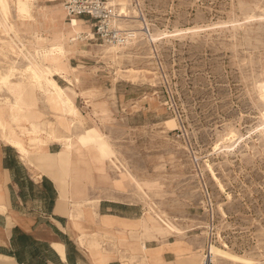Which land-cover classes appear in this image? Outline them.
I'll list each match as a JSON object with an SVG mask.
<instances>
[{
    "label": "rangeland",
    "instance_id": "1",
    "mask_svg": "<svg viewBox=\"0 0 264 264\" xmlns=\"http://www.w3.org/2000/svg\"><path fill=\"white\" fill-rule=\"evenodd\" d=\"M108 1L125 42H101L78 17L74 29L62 0H31L30 15L6 0L0 70L28 83L27 58L53 68L43 54L61 44L70 83L55 78L77 115L27 84V117L13 120L5 108L2 118L17 133L20 124H36L51 151L60 144L49 134L75 140L95 125L96 145L74 142L73 159L85 173L73 181L82 189L68 194V204L81 202L73 206L82 215L96 199H115L127 203L124 216L145 217L121 222L115 234L102 230L116 248L145 258L134 247L144 240L152 247L146 256L159 264H203L214 244L264 264V0ZM11 39L16 45H7ZM5 97L13 94L0 88V102ZM213 257L211 264H243Z\"/></svg>",
    "mask_w": 264,
    "mask_h": 264
},
{
    "label": "crops",
    "instance_id": "2",
    "mask_svg": "<svg viewBox=\"0 0 264 264\" xmlns=\"http://www.w3.org/2000/svg\"><path fill=\"white\" fill-rule=\"evenodd\" d=\"M23 110H27L25 106ZM11 150L15 149L10 144L0 143V264L160 263L154 256H146L152 247L145 242L134 244L145 257L141 258L116 248L111 238H102V230L116 233L120 219H138L124 216L127 203L100 198L80 215L75 202L68 204V197L59 205L55 180L45 174L31 175L19 157L11 158ZM164 254L162 259L171 261Z\"/></svg>",
    "mask_w": 264,
    "mask_h": 264
},
{
    "label": "bare ground",
    "instance_id": "3",
    "mask_svg": "<svg viewBox=\"0 0 264 264\" xmlns=\"http://www.w3.org/2000/svg\"><path fill=\"white\" fill-rule=\"evenodd\" d=\"M30 1L31 0H14L15 5L17 7V11L20 13L30 15V6H31ZM7 7L8 6L6 3V0H0V16H1L0 25H3L2 28L5 31V33H8V30L10 29V26L6 22V14H7V9H8ZM69 25H71L74 29L81 26L80 19L72 18L69 21ZM89 35H90V32H89ZM12 44L16 45V42L13 39H11V43L10 42L7 43V45H11V46ZM63 52H64V47H62L61 44L53 45L44 52L43 55L46 56L47 59L55 63V66L53 68L50 66H44L35 57L31 56V58H27L28 64L25 67V70L27 72L28 79H29L28 83H25L21 79L12 80L11 75H13V72L10 69H8V71L0 70V88H5L8 92L13 94V99H10L9 97L3 98L2 102H0L1 103L0 106L3 108L2 105L4 104L5 106L8 107V108L7 107L5 108L9 109L8 112L10 113L13 120H19L21 118H26L28 111L30 110L28 108L30 105L23 98V91L26 88L25 86H27V84L31 86H37L43 89L44 92L47 94V97L49 98V100L54 105H56L61 110V112H63V114H71L73 116L77 115L71 95H69L67 91L65 90V88L62 87L59 83H57L56 80L54 79V75H58L60 77H63L65 81L70 83V78L66 75V73L63 70L65 66L67 67V64H65V62L63 63L59 61L60 60L59 58ZM68 67L76 71L78 70L77 68L79 67V65L78 67H76V66H71L70 64ZM3 83H5V85ZM262 90L264 91V89ZM24 106L27 109L26 111L23 110ZM66 125L67 127H69L70 123H67ZM94 126L86 127L81 132L77 133L74 136L75 140H73L71 136L60 137V136H54L52 134H49L52 140H55L57 142L59 141L58 143L60 144L59 149L51 151V150L45 149L46 144H44L42 139H40V137L36 134L38 131L36 124L31 123V127H26L20 124L18 125L20 129V133H17L14 130L15 129L14 125L5 121L0 114V129L2 131L1 137L3 141L10 144L14 148H16L20 161L25 166L28 165L30 168L34 170V174H33L34 177H38V176L45 174V175L50 176L53 180L56 181L57 188H58L59 205H62L63 203L67 201L68 194L70 193L73 194L74 192L80 191L82 189V188L80 189L74 188L73 181L75 179H79L80 176L84 175L85 172L80 171L78 169L73 159V152H74L73 147H74V144L78 142L92 143L93 145H96L99 141L100 132ZM22 136L27 137V141L30 144L29 146L23 142ZM110 161L113 162L111 158H110ZM98 200L99 199H96L94 202L90 203L88 206L95 205ZM77 202L78 201H75L74 205H76ZM78 203H81V202H78ZM148 219L149 218H146L147 221ZM159 219L162 221L164 226L168 228L169 230L179 232V229L169 219H162L161 217H159ZM120 220L124 223H131L134 221H138L139 223V220L140 222L145 221V217L141 219L138 218L135 220H129V219H120ZM140 225L145 226L147 228L149 227V223H146V222L145 223L143 222ZM139 242L143 244L144 240H140ZM228 249H224L217 245L211 244L209 246V250H210L209 253L211 252L214 255L213 257L214 261L217 257H221V258H226L228 260H231L233 262H240L243 264L253 263V260L251 258L238 255L236 253L231 252ZM211 253H210V258H211Z\"/></svg>",
    "mask_w": 264,
    "mask_h": 264
},
{
    "label": "built area",
    "instance_id": "4",
    "mask_svg": "<svg viewBox=\"0 0 264 264\" xmlns=\"http://www.w3.org/2000/svg\"><path fill=\"white\" fill-rule=\"evenodd\" d=\"M62 8L69 17L85 18V21L92 23L91 34L102 42L122 43L125 42L129 35L120 33L115 27L117 16L113 14L108 0H62ZM212 260L208 254L203 264H211Z\"/></svg>",
    "mask_w": 264,
    "mask_h": 264
}]
</instances>
